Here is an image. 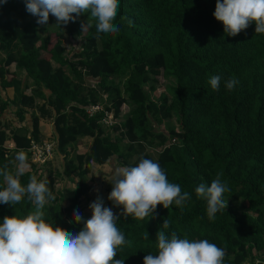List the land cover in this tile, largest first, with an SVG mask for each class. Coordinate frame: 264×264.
Segmentation results:
<instances>
[{
	"label": "trees",
	"instance_id": "1",
	"mask_svg": "<svg viewBox=\"0 0 264 264\" xmlns=\"http://www.w3.org/2000/svg\"><path fill=\"white\" fill-rule=\"evenodd\" d=\"M119 5L113 21L119 32L99 39L94 26L82 32L90 13L61 26L50 15L42 26L25 0L0 6V168L14 172L15 156L24 149L31 167L22 185L32 174L48 179L56 199L43 209L46 221L78 234L84 223L73 213L79 210L85 222L91 218L83 207L93 165L113 160L135 167L151 159L190 199L182 209L158 205L153 217L141 220L122 214L108 199L113 185L107 187L106 206L119 216L127 241L117 259L144 264L146 255L158 254L157 233L167 218L170 227L162 230L169 238L174 231L207 239L226 251L223 264H264V34L252 23L227 36L214 17L216 0ZM66 35L79 42L69 55ZM216 75L221 80L213 90L209 79ZM160 76L169 83L154 98ZM230 79L238 81L232 90L225 86ZM124 104L128 111L120 119ZM91 105L101 107L88 113ZM29 112L32 123L24 125ZM105 113L112 114L110 124L103 122ZM40 119L53 121L54 144L50 155L35 161L31 147L43 144ZM85 137L90 144L79 152ZM218 174L230 189L223 196L228 207L209 219L207 201L195 189L210 186ZM5 186L0 176V190ZM32 210L27 196L15 206L0 204V223Z\"/></svg>",
	"mask_w": 264,
	"mask_h": 264
},
{
	"label": "clouds",
	"instance_id": "2",
	"mask_svg": "<svg viewBox=\"0 0 264 264\" xmlns=\"http://www.w3.org/2000/svg\"><path fill=\"white\" fill-rule=\"evenodd\" d=\"M6 3L8 0H0V6ZM25 4L26 10L38 18V25H47L50 15L61 26L90 13L81 24L82 32L94 26L97 39L101 34L119 32L113 23L119 0H25ZM214 17L224 25L227 36H237L252 23L256 25V33L264 34V0H216ZM220 80L219 75L210 77L213 90H218ZM237 83L236 79H230L225 86L232 90ZM30 167L26 151L20 149L15 156L14 172L7 165L0 168L6 185L0 190V204L15 206L27 196L34 205L29 214L6 216L0 223V264H125V260L116 258L118 247L127 243L125 234L117 227L119 216L104 206L103 199L98 197L90 204L92 216L86 222L79 210H74L73 219L84 223V228L78 234L67 232L55 222L46 221L43 209L56 199L48 187L49 180L32 174L28 184L22 185L20 178ZM114 176L108 199L122 207L126 216L142 220L153 217L158 205L168 209L175 204L182 209L190 199V194L182 193L178 184L170 183L160 164L151 159H142L135 167L117 168ZM228 191L219 174L210 186L196 187L197 196L207 201L209 219L228 207V201L223 199ZM169 227L166 218L162 229ZM162 229L156 238L158 254L146 255L144 264H223L226 251L216 244L207 239L180 238L174 231L169 238Z\"/></svg>",
	"mask_w": 264,
	"mask_h": 264
},
{
	"label": "rangeland",
	"instance_id": "3",
	"mask_svg": "<svg viewBox=\"0 0 264 264\" xmlns=\"http://www.w3.org/2000/svg\"><path fill=\"white\" fill-rule=\"evenodd\" d=\"M78 41H76V39L74 37H71L70 35H66L64 37V45L66 50L68 51V55L69 50L72 49L73 46H77L78 45ZM13 69V67H12ZM159 82H158V86L157 89L155 90L153 96L154 98H156L157 94L159 93L160 90H163V87L165 86V84H168L169 81L165 80L163 77L160 76L159 78ZM9 95H12V91L11 92H7ZM101 106H96V105H91V107L89 109H87V112L90 113L94 110H99ZM128 111V105L124 104L121 107V112L119 118L121 119V115L123 116L125 114V112ZM116 121H119V119H115ZM175 119H173L174 121ZM114 120H112V114L111 113H105V117L103 118V122L110 124L111 122H113ZM54 126V125H53ZM41 129L46 131L47 133L49 132L50 129V121L46 120L45 122H43L41 124ZM43 136V144L47 143V144H54V136L53 133H51V135L47 136L46 135H42ZM47 136V137H46ZM45 137V138H44ZM90 138L89 137H85L82 138L79 142V146H78V151L79 152H85L88 149V146L90 144ZM7 143V142H6ZM8 144V143H7ZM152 152H155V150H150ZM53 154V153H52ZM51 161L53 164L54 169H60L61 164L59 163L58 158L53 154V156L51 157ZM110 163H106L103 165H98V164H94L93 167H95L96 169L92 170L91 178L89 181V186H90V190L88 192V204L87 206L83 207V211L92 216V210L90 209V204H92L98 197L102 198L104 201V206H106V202L104 199V195H105V191L106 188L109 187L115 179L114 173L115 170L117 168H122L121 166H118L115 161H109ZM102 172V173H100ZM70 187H72L71 183H68Z\"/></svg>",
	"mask_w": 264,
	"mask_h": 264
},
{
	"label": "built area",
	"instance_id": "4",
	"mask_svg": "<svg viewBox=\"0 0 264 264\" xmlns=\"http://www.w3.org/2000/svg\"><path fill=\"white\" fill-rule=\"evenodd\" d=\"M95 111V110H94ZM93 112V111H92ZM53 144H42L41 146L39 145H33L31 147V151L33 153V160L35 161H41L45 158V155H50L51 152V148H52Z\"/></svg>",
	"mask_w": 264,
	"mask_h": 264
},
{
	"label": "crops",
	"instance_id": "5",
	"mask_svg": "<svg viewBox=\"0 0 264 264\" xmlns=\"http://www.w3.org/2000/svg\"><path fill=\"white\" fill-rule=\"evenodd\" d=\"M8 92H11L10 90L8 91ZM46 120L45 119H40L39 120V129H40V132H41V134L42 135H46L47 134V136H49V135H51V133H53V131H52V129H53V121H51V120H48V121H50V129H49V132L47 133L46 131H44V130H42L41 129V124L43 123V122H45ZM31 123H32V116H31V113L29 112V113H27L26 115H25V120H24V122H22V124H29V125H31ZM46 136V137H47ZM45 138V137H44ZM11 146V145H10ZM92 169H96L95 167H93ZM100 173H102V172H100Z\"/></svg>",
	"mask_w": 264,
	"mask_h": 264
}]
</instances>
